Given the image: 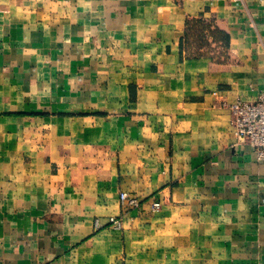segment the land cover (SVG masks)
<instances>
[{"label": "crops", "instance_id": "crops-1", "mask_svg": "<svg viewBox=\"0 0 264 264\" xmlns=\"http://www.w3.org/2000/svg\"><path fill=\"white\" fill-rule=\"evenodd\" d=\"M262 92L264 0H0V264H264Z\"/></svg>", "mask_w": 264, "mask_h": 264}, {"label": "built area", "instance_id": "built-area-1", "mask_svg": "<svg viewBox=\"0 0 264 264\" xmlns=\"http://www.w3.org/2000/svg\"><path fill=\"white\" fill-rule=\"evenodd\" d=\"M231 112V124L239 144L250 146L260 161H264V92L255 100L238 99L226 104ZM237 143V144H238ZM121 202L124 205L139 206L137 197L127 192H121ZM161 206L159 201L152 203L153 210L157 211ZM112 222L121 226L119 219L113 218Z\"/></svg>", "mask_w": 264, "mask_h": 264}, {"label": "rangeland", "instance_id": "rangeland-1", "mask_svg": "<svg viewBox=\"0 0 264 264\" xmlns=\"http://www.w3.org/2000/svg\"><path fill=\"white\" fill-rule=\"evenodd\" d=\"M206 23L203 24V27L205 26L206 32H209L206 37H202L201 34H197L198 29H200L201 26H198L199 28L193 31L192 33V37L190 38L191 41L193 42V52L189 51L188 55H201V54H216L215 51H213L214 49H216L217 43L215 42V40L217 39V33L215 35H213V33H215L216 31H212L210 26V23ZM211 36V37H210ZM206 38V39H205ZM204 48V50H202Z\"/></svg>", "mask_w": 264, "mask_h": 264}, {"label": "trees", "instance_id": "trees-1", "mask_svg": "<svg viewBox=\"0 0 264 264\" xmlns=\"http://www.w3.org/2000/svg\"><path fill=\"white\" fill-rule=\"evenodd\" d=\"M204 23H206V22L202 20L200 22V26H201L200 29L197 28L198 29L197 34L199 33V34H201V36H202V32L206 31V29H207L205 26L203 27ZM194 26H196V25H194ZM192 28H194V27L191 26V22H188V25H187V36H185V41H187L188 35L191 32ZM215 31H216L215 33H217V36L220 38V40H222L223 43H225V45L229 43V37H228L227 33L223 32L222 30H218V31L215 30Z\"/></svg>", "mask_w": 264, "mask_h": 264}]
</instances>
